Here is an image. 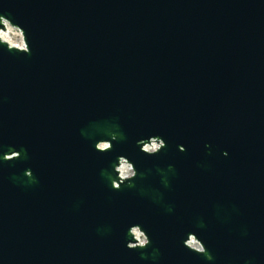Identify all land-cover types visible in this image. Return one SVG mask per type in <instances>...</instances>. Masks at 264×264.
Returning a JSON list of instances; mask_svg holds the SVG:
<instances>
[{"label":"water","instance_id":"95a60500","mask_svg":"<svg viewBox=\"0 0 264 264\" xmlns=\"http://www.w3.org/2000/svg\"><path fill=\"white\" fill-rule=\"evenodd\" d=\"M6 25L0 264H264V0H0Z\"/></svg>","mask_w":264,"mask_h":264},{"label":"rangeland","instance_id":"374dc122","mask_svg":"<svg viewBox=\"0 0 264 264\" xmlns=\"http://www.w3.org/2000/svg\"><path fill=\"white\" fill-rule=\"evenodd\" d=\"M5 30H6V33L2 32V30L0 31L2 32V34L5 36V38L8 40L10 44H13V45L21 44L20 35L15 28L8 26V28H5Z\"/></svg>","mask_w":264,"mask_h":264},{"label":"built area","instance_id":"2783aa9c","mask_svg":"<svg viewBox=\"0 0 264 264\" xmlns=\"http://www.w3.org/2000/svg\"><path fill=\"white\" fill-rule=\"evenodd\" d=\"M21 45V44H20ZM148 149V148H147ZM149 150V149H148ZM125 170H127V174H125ZM119 171H120V175L122 176V177H127L128 175H130V169H129V167L128 166H125V165H123L122 167H120L119 168ZM135 237H136V239L138 240V241H142L143 240V238H142V236H140V234H138V233H136L135 232ZM197 248V247H196Z\"/></svg>","mask_w":264,"mask_h":264},{"label":"bare ground","instance_id":"6f19581e","mask_svg":"<svg viewBox=\"0 0 264 264\" xmlns=\"http://www.w3.org/2000/svg\"><path fill=\"white\" fill-rule=\"evenodd\" d=\"M5 28H8V26L6 25ZM0 37L8 42V40L5 38V36L2 34L1 31H0ZM16 46H20V45H16Z\"/></svg>","mask_w":264,"mask_h":264},{"label":"clouds","instance_id":"9594fccd","mask_svg":"<svg viewBox=\"0 0 264 264\" xmlns=\"http://www.w3.org/2000/svg\"><path fill=\"white\" fill-rule=\"evenodd\" d=\"M23 45H22V43H21V45H20V47H22ZM125 174H127V170H125Z\"/></svg>","mask_w":264,"mask_h":264},{"label":"snow or ice","instance_id":"6c2138e0","mask_svg":"<svg viewBox=\"0 0 264 264\" xmlns=\"http://www.w3.org/2000/svg\"><path fill=\"white\" fill-rule=\"evenodd\" d=\"M104 147H106V145Z\"/></svg>","mask_w":264,"mask_h":264}]
</instances>
